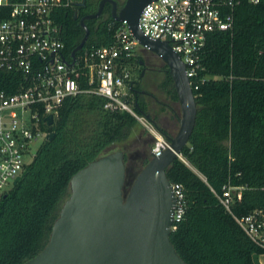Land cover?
<instances>
[{"label": "trees", "instance_id": "16d2710c", "mask_svg": "<svg viewBox=\"0 0 264 264\" xmlns=\"http://www.w3.org/2000/svg\"><path fill=\"white\" fill-rule=\"evenodd\" d=\"M113 1L119 8L124 0ZM98 2L72 0L71 5L54 9L65 58L83 36L79 19L94 13ZM83 24L88 34L75 56L114 44L119 23L111 17L110 4ZM140 52L134 51L123 65L146 62ZM196 63L190 78V85H196L191 88L194 125L180 159L174 158L165 169L168 181L181 186L184 206L182 218L169 230V242L185 264H259L255 256L264 248L252 242L233 217L264 212V0L237 4L231 28L207 33ZM152 67L161 75L157 88L177 102L166 66ZM73 77L80 89L93 86L83 72ZM16 79L0 71V89L13 92L9 84ZM140 81V73L129 81L136 112L145 115L165 139L172 137L164 119L146 101L149 93L140 92L145 90ZM103 102L93 93L66 97L52 124L45 127L52 137L38 144L18 181L0 196V264H22L43 248L77 170L104 154L121 151L124 196L151 158L152 137L130 114L107 111ZM170 113L171 119L176 118L171 108ZM225 186L236 188L228 211L218 200Z\"/></svg>", "mask_w": 264, "mask_h": 264}, {"label": "built area", "instance_id": "2783aa9c", "mask_svg": "<svg viewBox=\"0 0 264 264\" xmlns=\"http://www.w3.org/2000/svg\"><path fill=\"white\" fill-rule=\"evenodd\" d=\"M241 1L256 4L258 0H152L140 10L137 28L150 40L165 41L184 64L190 78L196 73L197 59L207 33L229 30L233 9ZM72 0H0V71L16 76L13 92L0 89V196L19 177L35 151L32 146L46 138L44 118L52 122L66 97L93 93L104 99L107 111H124L152 137L150 157L164 149L165 139L143 114L136 112L129 92L130 80L123 60L139 48L125 20L118 21L113 45L84 50L78 56L65 58L58 39L53 11L71 5ZM83 72L90 89H80L76 73ZM190 88L196 89V85ZM36 146V147H37ZM175 197L169 230L183 214V194L178 183H170ZM235 187L225 186L218 196L228 211ZM243 233L264 248V212L252 210L233 217Z\"/></svg>", "mask_w": 264, "mask_h": 264}, {"label": "water", "instance_id": "95a60500", "mask_svg": "<svg viewBox=\"0 0 264 264\" xmlns=\"http://www.w3.org/2000/svg\"><path fill=\"white\" fill-rule=\"evenodd\" d=\"M150 1L124 0L117 8L113 0H99L94 13L79 19L83 36L70 58L72 62L87 37L83 20L98 16L103 5L110 4L112 19L125 20L133 38L159 58L171 77L179 110L177 130L167 137L172 151L166 148L151 157L124 196L121 151L104 154L77 170L68 181V196L51 225L47 242L22 264H185L168 238L175 197L165 169L174 158L180 159V150L194 125L196 105L177 54L167 42L150 40L137 28L138 14ZM44 120L52 124L51 115ZM52 135L47 133L46 138ZM18 179L15 177L12 185Z\"/></svg>", "mask_w": 264, "mask_h": 264}, {"label": "rangeland", "instance_id": "374dc122", "mask_svg": "<svg viewBox=\"0 0 264 264\" xmlns=\"http://www.w3.org/2000/svg\"><path fill=\"white\" fill-rule=\"evenodd\" d=\"M135 51H141L142 57L144 59H148L145 64L149 69H145L141 75L142 79L140 81L143 89L147 91V93H151L156 97V101L152 99L149 95L146 96V101L149 103V106L154 111H158L159 116L164 119V122L166 125H163L164 128L167 129V132L173 136L177 130L178 127V120L179 117V110H178V104L177 102H172L168 96L163 94L158 88L157 84L160 81L161 75L157 73L156 70L153 69L152 66H159L160 63H162L158 57L155 55H150L147 52H142L141 49L137 48ZM125 69L128 71L129 77H131L132 80H136L138 78V74L140 73V67L136 64L127 65ZM166 104L168 107L162 108V106ZM170 108L175 111L176 118L171 119L170 118ZM172 117V116H171ZM160 118V120H162ZM173 118V117H172ZM161 126V123L158 122ZM36 144L32 146V150L36 148Z\"/></svg>", "mask_w": 264, "mask_h": 264}, {"label": "flooded vegetation", "instance_id": "af4514ba", "mask_svg": "<svg viewBox=\"0 0 264 264\" xmlns=\"http://www.w3.org/2000/svg\"><path fill=\"white\" fill-rule=\"evenodd\" d=\"M89 14H92V13H88L86 15H89ZM138 63H139V67H140V78L142 79L141 75H142L143 71L145 69H149V67L146 66L145 62L138 61ZM142 91H145V90H140L141 93H143ZM149 96H150V94H149ZM150 97L156 101V99L154 97H152V96H150Z\"/></svg>", "mask_w": 264, "mask_h": 264}, {"label": "crops", "instance_id": "0c3cea01", "mask_svg": "<svg viewBox=\"0 0 264 264\" xmlns=\"http://www.w3.org/2000/svg\"><path fill=\"white\" fill-rule=\"evenodd\" d=\"M255 258L259 264H264V253L256 255Z\"/></svg>", "mask_w": 264, "mask_h": 264}, {"label": "bare ground", "instance_id": "6f19581e", "mask_svg": "<svg viewBox=\"0 0 264 264\" xmlns=\"http://www.w3.org/2000/svg\"><path fill=\"white\" fill-rule=\"evenodd\" d=\"M166 148H168L169 150L172 151L171 147L169 146V142H168L167 146H166L164 149H162V150L160 151L159 154H157L156 156H153V157H157V156H159V155L161 154V152H162L163 150H165Z\"/></svg>", "mask_w": 264, "mask_h": 264}]
</instances>
